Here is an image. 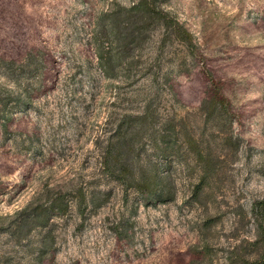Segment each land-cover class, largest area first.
<instances>
[{"label": "rangeland", "instance_id": "374dc122", "mask_svg": "<svg viewBox=\"0 0 264 264\" xmlns=\"http://www.w3.org/2000/svg\"><path fill=\"white\" fill-rule=\"evenodd\" d=\"M133 1L0 0V264H230L235 251L255 257L251 209L264 198V0H158L192 32L195 54L159 26L107 77L94 22ZM215 88L233 113L217 125L200 109ZM148 108L158 125L184 119L198 137L225 144L212 196L191 198L196 174L176 159L178 194L167 203L145 206L106 175L107 137L125 114ZM151 152L147 145L144 153ZM81 186L112 194L82 214L68 195V212L48 228L10 237L25 209ZM209 215L218 218L205 229ZM45 235L53 238L49 251ZM205 244L210 254L193 253Z\"/></svg>", "mask_w": 264, "mask_h": 264}, {"label": "trees", "instance_id": "16d2710c", "mask_svg": "<svg viewBox=\"0 0 264 264\" xmlns=\"http://www.w3.org/2000/svg\"><path fill=\"white\" fill-rule=\"evenodd\" d=\"M159 26L165 27L169 35L182 41L195 54L196 44L192 32L161 8L158 0H135L129 6L118 5L98 16L94 22L93 40L97 45L99 66L107 77L117 76L118 68L132 59V53ZM208 76L212 84H216L213 74L208 73ZM200 109L213 125L233 117L230 100L219 88L210 89ZM195 132L184 119L174 117L158 125L154 112L149 108L143 113L125 114L106 139L102 155L103 170L111 179L124 184L126 191L134 189L143 205H157L177 198L178 188L172 170L176 159L196 174L190 196L202 202L204 194L206 198L212 196L218 187L225 161L222 156L225 144L203 135L198 137ZM147 145L152 148L151 153H144ZM111 194V191L101 189L88 191L83 186L72 193L57 192L48 202L38 203L30 210L25 209L9 235L21 241L35 228H48L54 217L68 212V195L77 198L82 214L88 205H104ZM251 212L258 231L254 242L255 257H244L235 251L230 257V264H264V198L253 203ZM217 218L216 215L207 216L204 228H211ZM52 245V236L45 235L43 250L49 251ZM209 248L205 244L203 251L197 248L192 250L194 254L206 256L210 254Z\"/></svg>", "mask_w": 264, "mask_h": 264}]
</instances>
